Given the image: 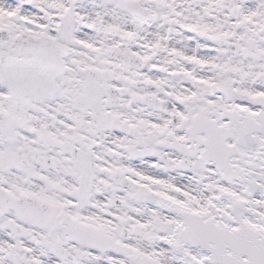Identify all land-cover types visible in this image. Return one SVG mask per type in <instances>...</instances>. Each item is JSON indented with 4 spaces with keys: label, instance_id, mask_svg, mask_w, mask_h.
I'll use <instances>...</instances> for the list:
<instances>
[{
    "label": "snow or ice",
    "instance_id": "6c2138e0",
    "mask_svg": "<svg viewBox=\"0 0 264 264\" xmlns=\"http://www.w3.org/2000/svg\"><path fill=\"white\" fill-rule=\"evenodd\" d=\"M0 264H264V0H0Z\"/></svg>",
    "mask_w": 264,
    "mask_h": 264
}]
</instances>
